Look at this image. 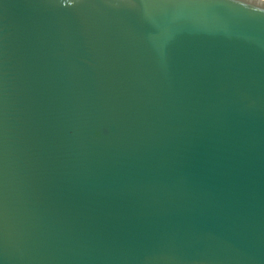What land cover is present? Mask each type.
Listing matches in <instances>:
<instances>
[{
  "label": "water",
  "instance_id": "water-1",
  "mask_svg": "<svg viewBox=\"0 0 264 264\" xmlns=\"http://www.w3.org/2000/svg\"><path fill=\"white\" fill-rule=\"evenodd\" d=\"M0 264H264V0H0Z\"/></svg>",
  "mask_w": 264,
  "mask_h": 264
}]
</instances>
